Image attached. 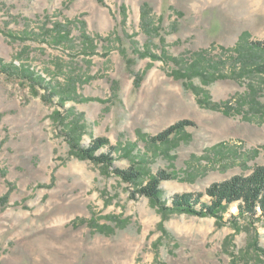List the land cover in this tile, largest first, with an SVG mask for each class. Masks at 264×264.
Returning <instances> with one entry per match:
<instances>
[{
    "label": "rangeland",
    "instance_id": "374dc122",
    "mask_svg": "<svg viewBox=\"0 0 264 264\" xmlns=\"http://www.w3.org/2000/svg\"><path fill=\"white\" fill-rule=\"evenodd\" d=\"M241 39L264 40V0H0V58L44 78L36 94L0 72V264H264L263 215L202 214L210 185L264 165L248 102H264V74L242 70ZM201 53L203 75L176 76ZM76 117L81 145L106 137L96 154L112 164L74 154ZM182 120L195 124L152 141ZM161 172L159 202L145 188ZM182 193L204 194L189 210Z\"/></svg>",
    "mask_w": 264,
    "mask_h": 264
},
{
    "label": "trees",
    "instance_id": "16d2710c",
    "mask_svg": "<svg viewBox=\"0 0 264 264\" xmlns=\"http://www.w3.org/2000/svg\"><path fill=\"white\" fill-rule=\"evenodd\" d=\"M125 23V21H123ZM82 25L85 26V23L82 22ZM150 25V24H149ZM82 26V29L84 30V27ZM148 26L147 23V16L146 12L142 14V27L146 28ZM149 31L150 29L147 28ZM83 36L85 37V33L83 31ZM244 38V37H242ZM246 40V39H244ZM241 39L236 47L234 48V51L238 53V57L240 59H244L242 62V70L244 72H252L256 71L260 74H264V40L261 41H247L243 44ZM247 46V48H245ZM245 49V52L242 51V49ZM249 50L252 52L254 50L261 51V53H256L255 55L258 56L257 59L251 54L249 55ZM263 56H261V55ZM174 62L180 63L179 59H177L174 56H169ZM206 61V57L203 53L199 54L196 59H193L192 62L188 66H182V68L176 69V75L179 78L188 77V75L195 74H202L203 72H199L201 68L209 66L208 64H204L203 62ZM211 66V65H210ZM215 65H213L212 68H214ZM208 68V67H207ZM215 69V68H214ZM254 69V70H251ZM0 72H3L4 74L16 76L19 78H26L29 80L30 83L34 84L33 91L38 94L39 90L37 87L38 84H42L44 81V78L42 76H36L34 73L29 69L25 68L23 65L20 66L16 64L15 62H6L4 59L0 58ZM196 94L199 97V102L202 105L209 106L210 108L216 109V110H222L226 114H232L233 113V107L231 105H228V101L224 103H213L211 101V96L209 92L202 87H193ZM253 88V87H251ZM253 91V89H252ZM251 99L248 101L251 102L253 106H251V109H253L254 106H256V110L260 112V115H263L261 117L264 120V102L261 103V101H258L256 99L257 93L255 92L254 96H250ZM222 106L223 107L221 109ZM239 108L235 109L238 114H245L243 111V107L241 108V103L238 102ZM244 106V105H243ZM82 117H76L71 120L70 127L68 128V137L70 144L72 145L73 152L78 157L83 159H91L94 160L97 163H103L105 166H109V164H112V157L111 153L106 152L102 155H97L96 151L104 146L109 144V140L106 137H97L93 139L92 143L88 147H84L80 143V138L82 132L86 131V125L84 123H80V119ZM195 123L190 120H182L174 123L173 125L166 128L164 131L160 132L158 135L152 136L151 139L154 143H163L168 142L171 140L182 128L194 125ZM115 149V147H111ZM143 169L141 168H135L133 167L131 171H121L118 170L126 179H131V177L138 178L141 177ZM145 174V172H143ZM170 176L166 172H161L158 174V176L152 177L148 185L145 189H147L148 194L153 198L160 202L161 196V190L158 188V184L160 180L164 177ZM206 195H208L211 200L210 204L203 203L202 208L205 210L202 212V214L206 215H213V216H220V212H223L228 209V207L233 204L237 203L238 207V214L233 215L234 218L237 217H245V218H253L256 217L258 214L259 216H264V165H257L255 168H253L252 172L248 175H234L231 178L225 179L221 182H216L210 185L204 192ZM204 193L199 194H193V193H182V194H176L173 198V204L175 206H184L190 208H194L193 206L196 205L200 199L201 196ZM162 204V202H161ZM167 213V212H164Z\"/></svg>",
    "mask_w": 264,
    "mask_h": 264
}]
</instances>
